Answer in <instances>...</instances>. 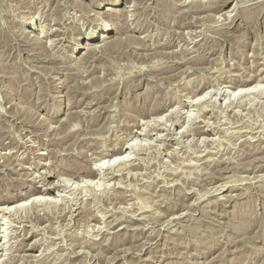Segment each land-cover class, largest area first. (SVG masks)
Here are the masks:
<instances>
[{
    "label": "rangeland",
    "instance_id": "obj_1",
    "mask_svg": "<svg viewBox=\"0 0 264 264\" xmlns=\"http://www.w3.org/2000/svg\"><path fill=\"white\" fill-rule=\"evenodd\" d=\"M0 205V264H264V0H0Z\"/></svg>",
    "mask_w": 264,
    "mask_h": 264
},
{
    "label": "bare ground",
    "instance_id": "obj_2",
    "mask_svg": "<svg viewBox=\"0 0 264 264\" xmlns=\"http://www.w3.org/2000/svg\"><path fill=\"white\" fill-rule=\"evenodd\" d=\"M114 1V3H116V1L117 0H113ZM116 5V4H115ZM110 10V9H109ZM35 24V21H34V19L29 23V25H30V27L31 26H33ZM110 33V32H109ZM113 33H115V30L113 29V30H111V34H113ZM35 37H32V39L33 40H35L34 39ZM111 37H110V35L108 34V32H106V33H103L102 34V36H100V38L99 39H101V41L103 42L105 39H110ZM88 45V44H87ZM85 46V45H84ZM260 75V74H259ZM257 79V78H256ZM259 80H258V82H257V85H255V87L256 88H259L260 86H259V84L258 83H260V82H262V81H260V78H258ZM254 80V79H253ZM252 80V81H253ZM249 81H251V80H249ZM254 81H256V80H254ZM245 83H249V82H245ZM247 86V85H246ZM260 89V88H259ZM204 94H206V93H204ZM197 96V95H196ZM202 96V97H201ZM201 96H199V97H197V98H195V102H200V100H202V99H204L205 97H207L208 96V94L207 95H201ZM192 101H194V100H192ZM192 104V103H191ZM156 113V112H155ZM158 113V112H157ZM154 115V114H153ZM159 117V116H158ZM156 118L157 117H154L152 120H151V122H146V123H144L143 125H145V126H149V124L150 123H155L154 121H156ZM160 118V117H159ZM158 120V119H157ZM203 134H207V131H204L203 132ZM141 135V134H140ZM134 142H135V139H134ZM134 143H128L127 145H126V148H121L120 150H118L117 151V153L115 154V156H114V158H113V160L112 161H123L125 158H127L128 156L125 154L127 151H129L130 153L131 152H133V150H134V145H133ZM124 146V145H123ZM118 149V148H117ZM130 153H128V154H130ZM106 162H101V163H97V165H95V167L89 172V173H87V174H85L86 175V179L89 181V183H98V182H100V180H102L103 178H105V179H107V180H116V179H118V177H117V173L116 172H113V173H108V174H104V172L106 171V169H105V165L106 166H108V165H111V164H109V163H114V162H110L109 161V163L107 162L108 160H105ZM118 171H120V170H118ZM84 174V173H83ZM77 175V174H76ZM110 177H109V176ZM68 176H70V175H68ZM75 176V175H74ZM73 176V177H74ZM81 176V175H80ZM67 177V176H66ZM73 177H68V178H61L60 179V181H58V182H61L62 181V186H69V185H71V186H73L75 189L79 186V184L76 182V179H78V178H76V179H74ZM84 177V176H83ZM82 177V178H83ZM107 177V178H106ZM85 179V181L86 182H88L87 180ZM82 180V179H81ZM80 182V181H79ZM84 182V181H83ZM55 183V182H54ZM54 183H52L53 185L51 186L50 185V187L48 186L47 188H39V189H35V195L34 194H31V195H34V196H30V199L28 200V201H25V202H21L18 206L17 205H15L16 207L15 208H17V207H22V209L23 208H25L26 207V205H27V203L28 202H32V204H34V205H40V206H49L50 205V201H51V199L48 201L47 200V197H49L48 195L50 194V193H52V189H54V188H57V185H58V183H57V185H55ZM82 183V182H81ZM48 185V184H47ZM58 189V188H57ZM56 189V190H57ZM32 191V190H31ZM30 191V192H31ZM32 197V198H31ZM52 197V196H51ZM18 198V197H17ZM3 199V198H2ZM6 199V198H5ZM12 199V198H11ZM11 199H9V200H11ZM14 199V198H13ZM25 199V198H24ZM22 200V199H21ZM52 200H54L53 198H52ZM2 201V200H1ZM6 201V200H5ZM15 201V200H14ZM48 201V202H47ZM52 202V201H51ZM3 205V204H2ZM14 205V204H13ZM1 206V205H0ZM7 208V207H6ZM5 208V209H6ZM10 208V207H9ZM1 209H3L2 207H1ZM1 209H0V211H1ZM8 209V208H7ZM11 209H12V207H11ZM13 209H14V207H13ZM12 209V210H13ZM9 210V209H8ZM11 210V211H12ZM40 219V218H39ZM35 248L32 246V248H30V251H33Z\"/></svg>",
    "mask_w": 264,
    "mask_h": 264
}]
</instances>
